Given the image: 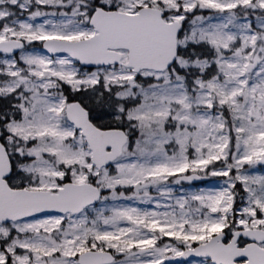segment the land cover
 <instances>
[{
    "label": "snow or ice",
    "instance_id": "snow-or-ice-1",
    "mask_svg": "<svg viewBox=\"0 0 264 264\" xmlns=\"http://www.w3.org/2000/svg\"><path fill=\"white\" fill-rule=\"evenodd\" d=\"M0 264H264V0H0Z\"/></svg>",
    "mask_w": 264,
    "mask_h": 264
}]
</instances>
